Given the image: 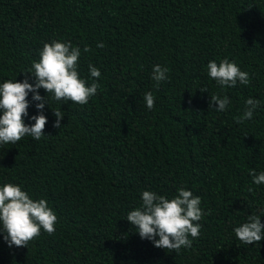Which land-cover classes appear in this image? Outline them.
I'll use <instances>...</instances> for the list:
<instances>
[{
  "label": "trees",
  "instance_id": "obj_1",
  "mask_svg": "<svg viewBox=\"0 0 264 264\" xmlns=\"http://www.w3.org/2000/svg\"><path fill=\"white\" fill-rule=\"evenodd\" d=\"M55 40L81 49L79 75L99 87L86 105L50 94L45 136L0 145V187L20 185L57 215L55 232L28 247H9L0 227V264H264V239L246 245L234 231L251 215L264 223V184L251 175L264 171V0H0V84L23 81ZM225 58L249 84L209 77L208 63ZM157 64L168 69L159 87ZM211 94L229 98L226 111L209 107ZM248 98L261 105L237 123ZM181 187L201 198L200 236L168 252L126 217L143 191L171 199Z\"/></svg>",
  "mask_w": 264,
  "mask_h": 264
},
{
  "label": "clouds",
  "instance_id": "obj_2",
  "mask_svg": "<svg viewBox=\"0 0 264 264\" xmlns=\"http://www.w3.org/2000/svg\"><path fill=\"white\" fill-rule=\"evenodd\" d=\"M97 47L103 48V42ZM84 52L91 51L90 46H85ZM81 55L79 47H73L71 42L59 40L45 43L40 52V59L34 61L31 67L24 71L25 79L6 80L0 84V145H16L22 138L29 136L40 140L45 136L44 129L47 116L43 114L45 104H50L51 98L57 101L86 105L90 97L97 94L98 83L89 86L78 72V62ZM208 75L221 86H236L249 84V73L242 71L235 62L227 58L219 64L213 60L207 65ZM90 77L95 80L101 76L100 70L89 65ZM27 73L35 77V84L30 83ZM152 79L159 87L160 82L168 79V69L157 64L153 68ZM43 88L48 96H41L39 89ZM207 91V88H200ZM32 99L39 101L36 104L39 115L31 117L34 124H26L24 117L28 115L29 93ZM143 100L149 110L155 106L152 92H147ZM230 101L227 96L211 94L210 108L217 111H226ZM260 100L248 98L246 110L237 120L240 123L250 120ZM51 106V105H50ZM57 120L54 127L61 128L64 114L59 109H54ZM253 182L256 185L264 184V171L258 175L253 171ZM201 198L194 196L190 190L181 187L178 194L169 199L154 191L145 190L142 193V205L128 213L126 220L138 231L142 239L151 240L155 247L166 249L168 252H179L181 248H190L193 239L200 236V223L204 212L200 207ZM57 215L48 206L45 199L35 200L28 192L22 190L20 185L6 183L0 187V227H2L4 240L9 247H28V244L41 235V230L49 235L55 232ZM240 242L253 245L264 239V223L259 215H251L248 222L234 229ZM157 237H159L157 239Z\"/></svg>",
  "mask_w": 264,
  "mask_h": 264
}]
</instances>
